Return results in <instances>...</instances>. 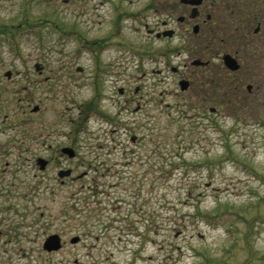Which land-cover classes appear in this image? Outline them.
Instances as JSON below:
<instances>
[{"label": "rangeland", "instance_id": "374dc122", "mask_svg": "<svg viewBox=\"0 0 264 264\" xmlns=\"http://www.w3.org/2000/svg\"><path fill=\"white\" fill-rule=\"evenodd\" d=\"M155 1L0 0V264H264V33L251 92L200 81Z\"/></svg>", "mask_w": 264, "mask_h": 264}, {"label": "flooded vegetation", "instance_id": "af4514ba", "mask_svg": "<svg viewBox=\"0 0 264 264\" xmlns=\"http://www.w3.org/2000/svg\"><path fill=\"white\" fill-rule=\"evenodd\" d=\"M196 1L156 0L155 4L149 5L155 10L154 16H152L155 21L149 22V17L145 16L144 20L147 21L144 22V29L152 44L153 41H166L165 44H162V48L156 49V52H161L164 56L166 52V54H181L183 51L190 53L191 56L197 57L194 60L191 57L185 67L187 68V65L190 64L189 68L195 69V77L200 81L208 77L209 81L216 80L224 88L241 87L243 89L245 87L247 91L251 92L253 85L248 81L254 80V74L257 71L256 65L259 61L258 54L256 56L257 52L254 50L258 47L257 42L262 37L261 34L264 33V21L261 20L259 11L261 2L250 8L247 0ZM242 8L246 10L241 13ZM120 26L121 24L113 22L115 29L113 35L116 36L120 32ZM176 36H179V46H169L168 42ZM247 36H252L251 41ZM105 48L104 52L107 51ZM217 56H220V64L215 61ZM226 56L233 59L237 69H232L226 64ZM246 63L249 65L246 70L250 73H242ZM173 71L178 72L179 69L174 67ZM39 73L42 74L43 70ZM104 73L114 74L113 66L112 70L106 68ZM113 79L117 81L118 78ZM192 80L190 73L181 76L178 83L180 89V83L187 81L189 86L186 90H189ZM186 90L181 89V91ZM119 91L125 93V88H120ZM139 91L140 88L137 87L135 92ZM208 91L214 93L212 86L205 90V95L202 98L203 103L212 102L214 99L213 97L208 99V94H206ZM60 157L66 156L61 153Z\"/></svg>", "mask_w": 264, "mask_h": 264}, {"label": "water", "instance_id": "95a60500", "mask_svg": "<svg viewBox=\"0 0 264 264\" xmlns=\"http://www.w3.org/2000/svg\"><path fill=\"white\" fill-rule=\"evenodd\" d=\"M225 62L230 68L237 69V66H234V62H233V59H231V57L226 56L225 57ZM196 63H198V62H196ZM35 67H36V69L38 71H40L42 69L40 63H37ZM6 75L8 77H10L11 76V72H7ZM180 85H181V89L182 90H186L188 88V86H189V83L187 81H182L180 83ZM37 109H38V107L34 108V110H37ZM132 140L134 141L135 138H132ZM62 152L64 154L68 155V157H70V158H73V157L76 156L75 150L73 148H71V147H64L62 149ZM37 163H38L40 169L44 170L47 167L48 161L45 158H41L40 157V158H38ZM71 174H72V169H60L59 172H58V176L60 178L70 177ZM78 241H79V237L73 238L71 240L72 243L73 242H78ZM62 246H63L62 238L57 233H54V234L48 236L46 238L44 244H43V248L46 251H49V252L58 251V250H60L62 248Z\"/></svg>", "mask_w": 264, "mask_h": 264}]
</instances>
